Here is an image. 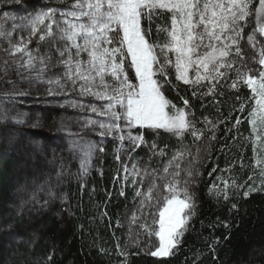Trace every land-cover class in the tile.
I'll list each match as a JSON object with an SVG mask.
<instances>
[{
    "label": "snow or ice",
    "instance_id": "6c2138e0",
    "mask_svg": "<svg viewBox=\"0 0 264 264\" xmlns=\"http://www.w3.org/2000/svg\"><path fill=\"white\" fill-rule=\"evenodd\" d=\"M61 2L67 3V0ZM165 14L170 23H155L163 20ZM154 23L156 40L152 39ZM249 26L251 30L245 34ZM17 28L24 34L14 42L12 35ZM161 33L165 36L163 43L158 39ZM0 38L7 43L3 51L11 58L0 64L3 77L12 70L29 86H45L48 97H65L62 106L95 115L96 118L87 116L80 120L77 132L63 128L74 157L79 159L81 175L89 172L96 154L104 152L101 142L105 138L111 137L119 143L115 159L121 162L124 173L119 195L125 196L124 187L131 183L134 200L138 201L128 217L129 239L134 227L150 240L154 237L157 243L150 245L148 251L152 257L175 255L191 227L197 207L191 188L201 175L195 168L200 149L197 147L195 156L188 146L183 151L176 150L162 169L151 171L140 169L137 163L129 168L122 161L121 151L129 160L142 147L148 149L150 158L165 157L168 146L162 148L156 140L149 142L146 139L149 132L158 136L162 130L183 143L188 135L194 141L201 140L205 130L212 133L210 141L216 140L218 130V124L207 116L202 121L205 129L196 127L190 98L181 96L182 106L166 98L164 89L172 85L170 69L174 70L177 82L192 90L191 98L201 102L209 96L215 101L221 81L230 80L229 88L237 92L241 86L250 90V96L241 102L238 111L244 113L247 101H254L244 117L251 125V133L245 139L252 144V168L259 170L262 179L260 186L249 185L242 195L247 198L264 186V156L257 149L259 142V151L264 152V0H72L64 8L41 7L30 12L21 17L19 25L13 24L11 30L0 24ZM34 38L37 46L33 49L29 45ZM245 39L256 52L252 61L258 68L249 67L246 62L241 46ZM43 43L48 47L41 52ZM5 82L13 87L0 93L4 102H15L18 97L30 94L19 89L14 81ZM205 87L207 90L201 92ZM74 96L91 97L102 103H84ZM0 114L6 118L7 110H0ZM15 122L24 123L23 119ZM242 123L237 116L233 127L238 130ZM84 132L95 133L100 141L85 138ZM186 154L191 159L183 166ZM49 163L55 165V157ZM234 164L221 169L230 174L228 177L217 175L216 182L209 187V194L217 200L222 198L228 202L232 195L230 188L239 194L247 184V180L238 183L232 175ZM240 167H245L243 157ZM65 170L61 161L54 178L59 181ZM149 178L145 188L144 181ZM52 179L50 174L45 183ZM116 180H121L119 174ZM248 180H252V175ZM43 188L41 185L39 190ZM47 195L52 198L55 194L49 189ZM108 195L111 197V193ZM31 199L38 202L35 193ZM236 209L237 204L232 203L230 211ZM103 215L107 216V212ZM116 226L122 227L119 220ZM139 234L135 233V247H139ZM219 243V238H215L209 249L215 253ZM117 250L124 258L121 264H128L130 253L121 249L119 243ZM47 259L51 261L52 255Z\"/></svg>",
    "mask_w": 264,
    "mask_h": 264
},
{
    "label": "trees",
    "instance_id": "16d2710c",
    "mask_svg": "<svg viewBox=\"0 0 264 264\" xmlns=\"http://www.w3.org/2000/svg\"><path fill=\"white\" fill-rule=\"evenodd\" d=\"M10 3L0 0V24L9 30L15 23L11 19L2 21L1 17L11 15L8 13L13 8ZM27 3L30 1H21L23 6L20 7L24 10L20 16L29 13L28 7H25ZM34 6L40 8L38 3ZM155 23L166 24L170 20L165 14L163 20H156ZM155 23L153 40L157 39ZM22 34L17 28L12 35L13 41ZM158 39L163 43L164 34L161 33ZM7 47V43L0 38V64L11 60L3 51ZM40 50H45L43 45ZM130 76H134V73H130ZM169 78L172 85L164 89L166 98L177 106H182L181 96L190 98L196 127L205 129L202 121L207 116L218 124L216 140L210 141L212 133L205 130L201 140L194 141L188 135L181 143L175 136L161 130L158 136L149 132L146 139L149 142L156 140L162 148L167 145L165 157L150 158L148 149L143 147L132 154L131 160L123 151L120 154L129 168L132 163H137L140 169L151 171L162 169L176 150L183 151L185 146L192 152L197 147L200 149L199 163L195 164V168L199 169L201 175L196 177V183L191 188L197 205L196 215L176 254L166 258L152 257L148 254L149 246L155 245L156 239L153 237L150 240L135 227L132 239H129L128 217L138 201L134 200V186L131 183L124 187L125 196L119 195L124 175L121 162L115 159L119 143L113 142L111 137L105 138L101 142L104 152H98L89 172L81 175L77 161L70 156L64 158L63 153L54 147L53 140L47 139L43 133L49 123L71 112L47 108L49 112L40 114L38 118L35 114L27 117L22 127L12 120L11 113L6 118L0 114V264H121L124 258L117 254V243L130 253L128 264H264V186L247 198L242 195L249 185L254 188L260 186L262 179L259 170L252 168V144L245 139L251 133V128L244 117L254 101H247L244 113L238 111L241 102L250 96V90L241 86L237 92L229 88L230 80L221 81L217 85L215 101L209 96L201 102L191 98L189 86L175 80L172 69ZM6 80L16 82L19 89L30 92L27 96L18 97L15 102H7L9 105L5 102L4 105L9 108L22 106L20 101L39 100L44 94V86H29L12 70L7 77L0 73V93L12 90V84L6 83ZM206 90V87L200 89L201 92ZM219 92L224 95L220 96ZM2 101L3 97L0 96V104ZM35 106L38 112L42 109L40 105ZM237 116L243 121L238 130L233 127ZM26 126H31L27 132L29 138L23 136ZM25 139L28 140L25 142ZM50 146L53 148L50 149ZM54 157L56 164L63 161L66 168L59 181L54 178L58 166L49 163ZM241 157L245 164L243 169L240 167ZM31 160L41 162L39 174L30 166ZM234 162L232 175L238 183L243 184L247 180V184L239 190V194L230 188L232 195L228 202L222 198L217 200L209 194V187L216 182L217 175L228 177L230 174L221 172V169ZM213 168H216V172H212ZM22 172L26 173V177ZM50 174L53 179L45 183ZM118 174L120 181L116 180ZM37 175L39 179L30 180ZM249 175H252V180H248ZM149 182L150 178L145 179V188ZM41 185L44 186L43 191L39 190ZM49 189L55 194L52 198L47 195ZM33 193L38 202L31 199ZM232 203L237 204V209L230 211ZM104 212H107V216L103 215ZM117 220L122 227L116 226ZM136 232L140 233L139 247L133 246V241L137 239ZM215 238H219L220 243L213 253L209 244ZM50 254L51 261L47 259Z\"/></svg>",
    "mask_w": 264,
    "mask_h": 264
},
{
    "label": "rangeland",
    "instance_id": "374dc122",
    "mask_svg": "<svg viewBox=\"0 0 264 264\" xmlns=\"http://www.w3.org/2000/svg\"><path fill=\"white\" fill-rule=\"evenodd\" d=\"M21 1H23V0H21ZM25 1H30L29 4L28 3H27V5L25 4V7L27 6L29 9V13L38 9L34 6V4H36V3H38L40 5V8L41 7L64 8V7H67L68 4H71V2H72V0H67V3H62L61 0H25ZM10 4L12 5L13 8L8 13H10L12 16L11 15L7 16L5 14L4 16L1 17V19H2V21H5L6 19H11L13 23L19 25L20 21H21V17H23V16H20V14L23 13V10H24L23 7H20V6H23V4H21V2L20 3H12L11 2ZM13 17L15 19H12ZM250 30H251V26H249L248 28L245 29V34H247ZM35 45H36V40L34 38L32 44H30L29 47L34 49ZM42 45L46 50V48L48 47V44L43 43V44H41V46ZM241 46H242V48L244 50V54L247 58L246 62L248 64V66L252 67V68H258L259 65L253 63V61H252V57L256 55L255 50L250 45L247 44L246 39L241 41ZM24 75L27 76L28 74L24 73ZM73 98L77 99V100H82V102H84V103H96L98 105L100 103H102L100 101L94 100L91 97L81 98L78 96H74ZM65 99L66 98L63 96L48 97L46 95L45 86H44V94L41 97V99L40 98H39V100L29 99L27 102L26 101H20V104L22 106H14L13 108H9V106H5L4 105L5 102L2 101V103L0 104V110H7V114L11 113V115H12L11 118H12V120H14V122L16 119H23V121H25L27 119V117H30L33 114H35L36 117L38 118L40 116V114H42V113L44 114V112H49L47 108H60V109H63L65 111H70L71 112L70 114H63L62 116L55 119L56 120L55 122L49 123L48 126L45 129H43V133L46 135V137H48L47 139L53 140L54 147L56 149H58L59 152L63 153L64 158H66V156H70V157H73L77 161L78 169L80 172L79 159L74 157V155L70 149L69 137H68L67 133L63 130V128H65V127L70 128L72 132H77L80 130V126L78 123L80 120L84 119L87 116H92L93 118H96V117L94 114L89 113L87 111L81 112L79 109H73L70 107L62 106L64 104ZM35 105H37V106L40 105L42 107V109L39 112L36 111V109H38V108ZM16 124L18 126L22 127L24 123H22V124L16 123ZM250 128H251V125H250ZM25 129H27V130L26 131L23 130L24 131L23 136H26L27 138H29L28 137L29 133H27V132H28V130L31 129V126H26ZM82 135H84L85 138H87V139H92V140H96V141L100 140V138L98 136H96L95 133H93V132H84V133H82ZM26 140H28V139H25L24 141L26 142ZM49 148L51 149L53 147L50 146ZM259 148H260V144L258 142V144H257L258 154L261 156H264V152H260ZM196 150H197V148L194 149L193 152L191 151L193 156L196 155ZM252 154H253V152H252ZM190 159H191V157L187 156V154H186L183 166H187L188 161ZM43 162H46V160ZM60 163L58 162L56 165L59 166ZM30 164H31L30 165L31 167H34V172L36 174H39L40 168H41V162L31 160ZM31 170H33V169H31ZM22 175L26 177L25 172H22ZM35 179H39V175L35 176L34 179H30V180L33 181ZM156 243H157V241H156Z\"/></svg>",
    "mask_w": 264,
    "mask_h": 264
}]
</instances>
